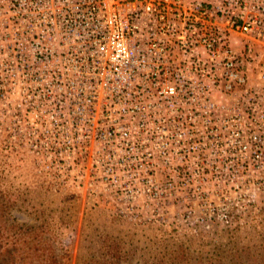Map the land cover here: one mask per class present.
<instances>
[{
  "label": "built area",
  "instance_id": "2783aa9c",
  "mask_svg": "<svg viewBox=\"0 0 264 264\" xmlns=\"http://www.w3.org/2000/svg\"><path fill=\"white\" fill-rule=\"evenodd\" d=\"M6 6L25 143L58 183L101 193L121 215L143 212L125 200L133 185H150L157 214L179 195L227 199L245 186L238 197L264 198V0Z\"/></svg>",
  "mask_w": 264,
  "mask_h": 264
},
{
  "label": "rangeland",
  "instance_id": "374dc122",
  "mask_svg": "<svg viewBox=\"0 0 264 264\" xmlns=\"http://www.w3.org/2000/svg\"><path fill=\"white\" fill-rule=\"evenodd\" d=\"M7 35L8 9L0 0V254L7 247L16 264H47L51 254L58 260L51 264H264V198L238 197L245 186L227 199L179 195L164 201L167 214H157L150 185H133L125 200L143 212L121 215L101 193L58 183L27 149L24 89L9 87ZM217 208L233 213L228 222L212 213ZM29 225L40 236L21 228Z\"/></svg>",
  "mask_w": 264,
  "mask_h": 264
},
{
  "label": "trees",
  "instance_id": "16d2710c",
  "mask_svg": "<svg viewBox=\"0 0 264 264\" xmlns=\"http://www.w3.org/2000/svg\"><path fill=\"white\" fill-rule=\"evenodd\" d=\"M4 216H6V215H4ZM26 224V223H25ZM22 229H25V231L32 237V238H34V237H36V236H40V234H41V232L39 231V230H35L34 232L32 231V229H31V226L29 225L27 228L25 227H21ZM220 228L221 229H226V230H228V231H233V230H236V226H227V225H224V226H220ZM24 230L21 232V233H24V234H26V232H25ZM8 248L6 247V249H3L2 250V252L3 253H1L0 254V258L4 261V256L6 257V259H5V263L4 264H16V262L14 261V258H13V255H14V253H12V252H7L6 250H7ZM4 255V256H3ZM246 255H248V251H246ZM48 261V263L47 264H51V262H58V260L56 261V258H55V254H51L50 256H49V258H47L46 259V262ZM240 261H237V263L238 264H251V262L250 261H247L248 263H245V261H242L241 263H239ZM59 264H64L62 261H60V263ZM104 264V263H103ZM106 264V263H105ZM108 264H116V263H108Z\"/></svg>",
  "mask_w": 264,
  "mask_h": 264
}]
</instances>
